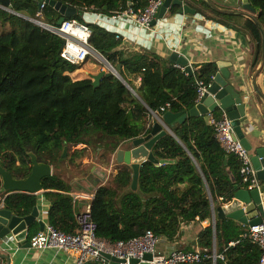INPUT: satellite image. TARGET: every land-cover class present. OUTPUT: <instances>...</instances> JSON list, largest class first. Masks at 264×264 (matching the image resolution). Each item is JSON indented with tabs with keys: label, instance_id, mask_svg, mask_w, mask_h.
<instances>
[{
	"label": "trees",
	"instance_id": "1",
	"mask_svg": "<svg viewBox=\"0 0 264 264\" xmlns=\"http://www.w3.org/2000/svg\"><path fill=\"white\" fill-rule=\"evenodd\" d=\"M56 1L76 8L73 18L80 22H84V11L111 16L127 8L137 12L148 4V0ZM191 1L247 29L256 43L254 65L260 62L261 35L251 18L219 13L205 0ZM248 2L257 11L254 17L264 30V0ZM9 6L12 12L0 7V165L14 178H24L31 171L29 152L39 162L58 166L65 159L62 152L66 146V158L75 163L86 148L70 150L72 146L83 143L111 153L119 141L148 132L149 109L159 116L166 111L185 113L186 119L173 121L171 133L154 144L152 152L158 162L144 161L140 165L136 189H131L132 169L118 163L114 176L96 188L89 202L96 235L116 242L151 230L171 241L182 224L204 222L194 246L185 250L211 253L215 245L216 252L223 255L216 264H258L260 249L241 237L244 227L235 220L218 217L216 211L218 205L233 198L234 186L246 187L239 160L219 146L212 123L188 115L196 103L195 80L210 83L217 64L204 63L188 74L155 52L124 51L115 33L88 23L90 45L104 55L123 80L103 75L93 87L90 77H71L84 62L72 64L61 58L64 39L23 17L37 16L39 7L34 0H10ZM178 9L173 6L171 12ZM41 13L51 24L60 17L48 4ZM137 79L139 85L135 84ZM166 103L169 107L160 111ZM221 115V111L212 112L213 118ZM103 136L112 138L106 147L100 144ZM108 152L107 158L99 152L106 165ZM42 188L47 223L64 232H75V212L80 206L70 194L71 185L53 173L42 179ZM2 201L4 208L26 216L38 206L39 196L0 192ZM38 231L33 225L28 238ZM229 242L234 244L229 246Z\"/></svg>",
	"mask_w": 264,
	"mask_h": 264
},
{
	"label": "crops",
	"instance_id": "2",
	"mask_svg": "<svg viewBox=\"0 0 264 264\" xmlns=\"http://www.w3.org/2000/svg\"><path fill=\"white\" fill-rule=\"evenodd\" d=\"M210 1L220 9L230 11L246 10L243 8L242 0ZM183 2L192 5L191 8L195 12L184 13L180 12L181 9L171 12V7H173L171 5L163 16L158 18L150 28L139 26L132 17L112 18L104 13H94L91 11H84L82 17L87 24L94 23L110 32L119 34V39H121L120 48L124 51H152L169 62H171L169 60L171 53L177 52L187 59L192 73L207 62H214L215 64L218 61L228 62V81L240 93L245 103L246 120L243 123L242 130L247 142L251 146L249 154L253 156L256 148L264 146V102L255 91L253 84L255 81L257 87L264 94V63L253 79L260 65V62L254 65L256 43L249 31L236 21L216 15L200 3L191 0H183ZM247 13L254 16L257 11L254 9L253 12L247 11ZM243 16L246 17L245 15ZM84 67L79 68L73 74L79 78H85L89 77L90 74L98 73L102 69L108 71L104 66L98 68L95 72H89ZM139 81L137 79L135 84L139 85ZM215 111L223 112L221 109H216ZM212 112L209 115V121L213 118ZM152 120L154 118H151V122ZM119 142L116 148L119 147ZM72 147V150L86 148V153L92 150L83 143L79 147ZM115 150L109 155L108 165L100 163V161H94L95 163L91 165L88 174L70 178L69 183L73 186V188L71 187L70 194L75 199L74 201L79 203L80 209L89 204L96 188L107 181L109 170H111L113 163L116 161ZM88 161L90 160L85 158L79 163L85 165ZM125 166L130 168L129 165ZM53 173H55V170L54 166L51 165V174ZM259 183L262 184L261 181ZM43 192L44 189L36 193L39 196L37 209L41 216L40 221L47 223V205L44 201ZM261 197L264 205L263 194H261ZM38 221L39 218L28 228V232L35 224L39 229ZM240 225L244 227L242 224ZM202 226H205L204 222L182 224L173 240L170 241L164 237L159 238L157 250L165 252L174 248L185 249L189 246L193 247L196 236ZM8 243L11 245H8ZM3 255L8 256V260L2 257ZM0 264H72V258L69 252H55L51 249L37 252L30 247H24L21 242L15 241L13 236L8 234V236L0 238Z\"/></svg>",
	"mask_w": 264,
	"mask_h": 264
},
{
	"label": "water",
	"instance_id": "3",
	"mask_svg": "<svg viewBox=\"0 0 264 264\" xmlns=\"http://www.w3.org/2000/svg\"><path fill=\"white\" fill-rule=\"evenodd\" d=\"M10 0H0V4L4 7H9ZM39 6L41 1L54 8L59 12L60 17L56 22V25L60 23L65 18H71L76 14V8L67 6L60 1L56 0H34ZM208 5L215 11L223 14H238L245 15L251 18L254 23L258 26L261 35V58L260 65L258 66L253 79L259 72L260 68L264 63V30L261 27L257 19L250 15L248 12H253L254 8L249 4L248 0L243 1V8L245 11H230L220 9L215 6L210 0H205ZM179 6L180 12L184 13H194L195 10L191 8L188 4L184 3L183 0H163L162 4L159 6L153 20L150 25H154L158 18H161L166 12L169 6ZM169 60L172 63L179 64L185 67L188 74H192L191 66L188 64L187 59L177 52H172L169 56ZM217 71L213 76L210 85L207 87L204 94L196 101L195 105L188 110L189 116H203L206 122H209V115L212 111L216 109H221L226 116L231 120L233 130L236 137L240 140L242 145L248 150H251V146L245 138V134L242 130L243 123L246 120L245 116V103L241 98V95L236 91L233 86L229 83V71L227 67L228 62L218 61ZM112 74L119 80L123 81L120 77L116 68H114L110 63L108 65V71L105 69L100 70L96 74H90L89 77L92 79L93 87L99 84V81L103 75ZM254 81V80H253ZM254 89L264 102V94L253 82ZM133 91L130 87H128ZM187 117L185 113H175L172 111L164 112L159 119H154L151 122V127L145 134L139 135L132 139L121 140L119 142V147L115 150V160L118 164L129 165L132 169V181L131 189H136L138 170L140 165L144 161H151L157 163L158 160L155 158L152 152V148L157 140L166 133H171L170 126L173 121L182 122ZM67 147L63 148L62 156L65 155ZM31 158V171L24 178H14L8 171H6L0 165V178L1 187L0 192L15 193L23 192L36 194L39 193L42 188V179L51 175V165L43 162H39L34 153L29 152ZM252 165L256 171V177L262 184L253 189L238 188L234 186L235 192L233 198L221 205L216 207L217 216L220 218H229L235 220L242 224L244 227L249 225L259 224L264 216V205L262 203L261 194H263L264 200V146L256 148L255 154L251 156ZM37 207H35L32 212L26 216H18L12 211L0 207V238L6 237L11 234L16 241L23 244L24 247H29L28 242V228L40 218ZM213 213V220H214ZM39 230L43 229L44 223L38 221ZM106 259L110 260L113 264H118L124 260L118 259L113 256H109L106 253L102 254ZM6 260L8 256L3 255ZM137 260H131L130 263H135Z\"/></svg>",
	"mask_w": 264,
	"mask_h": 264
},
{
	"label": "built area",
	"instance_id": "4",
	"mask_svg": "<svg viewBox=\"0 0 264 264\" xmlns=\"http://www.w3.org/2000/svg\"><path fill=\"white\" fill-rule=\"evenodd\" d=\"M162 2L163 0H148V4L142 10L135 12L131 8H127L123 11L113 12L110 17H132L139 26L150 28V23ZM45 4L44 1L40 2L36 17L22 16L64 39V45L60 53L61 58L72 64H80L90 58L96 62L104 63L108 68V60L90 45L89 39L92 32L90 26L73 17L65 18L60 25L45 22L41 13ZM0 7L12 12L10 6L4 7L0 4ZM115 38H120V35L115 34ZM174 66L186 72L184 66L176 63H174ZM195 85L196 101H198L210 83L205 84L203 80L197 78ZM168 107L169 103H166L160 107V111L164 112ZM149 112L151 118L159 119L156 112L151 109H149ZM209 122L213 124L215 139L219 146L226 153L234 154L239 160L242 180L246 184L245 188L258 187L260 183L256 177L249 151L236 137L231 120L222 112L220 118H212ZM0 207H3V201L0 203ZM75 222L77 224L75 232H64L43 222V229L28 238L29 247L37 252L46 249L55 252H69L72 264H113L102 255L103 253L124 260L118 264H203L205 260L210 261V264H216L218 258L223 259V255L216 252L215 245H213L211 253H201L196 250L182 248L160 252L157 250L160 237L151 230H146L142 235L125 241L110 242L104 238H99L96 235L97 225L92 217L90 203L75 212ZM241 237L250 240L259 247L258 264H264V216L259 224L247 226ZM9 241L11 240L9 239ZM233 244L234 242L228 243L229 246ZM8 245L11 244L8 243ZM131 260H137V262L130 263Z\"/></svg>",
	"mask_w": 264,
	"mask_h": 264
},
{
	"label": "rangeland",
	"instance_id": "5",
	"mask_svg": "<svg viewBox=\"0 0 264 264\" xmlns=\"http://www.w3.org/2000/svg\"><path fill=\"white\" fill-rule=\"evenodd\" d=\"M84 65H85V67H84ZM102 66L107 68V66L104 65V63L96 62V61H94L92 59H88L82 65V67H84L86 70H89V72L90 71L95 72V71L98 70V68H100ZM71 77L73 79H79V77L74 75L73 73H71ZM97 134L101 135V133H97ZM103 137L105 138V140H102L100 144L102 145V147H106L109 144V141L112 140V138H110L109 136H107V137L103 136ZM79 145L80 144L76 145V147L77 146L79 147ZM88 147H90V146H88ZM72 148L73 147H71L70 150H72ZM90 149H92V150H90L89 153L85 152L84 156L81 159H77V161H80V160L85 159V158L89 159L90 161H88V163H86L85 165H83L82 163L80 165L77 164V163H70L68 158H66V156L68 154L67 151H66L65 155L63 156L65 159L62 162H60V164L58 166H56V165L54 166L55 173L59 177H62L65 181H67L69 183L70 182V178L73 177V176L79 177L81 175L88 174L91 165L93 163H95L96 161L97 162L100 161V163H104V162H101V159H104V158H101V155H103L105 158H107V152L109 151V149H108V151L104 150V148H102L99 151L97 149L95 150L94 148H91V147H90ZM99 152H100L101 155L99 154ZM105 154H106V156H105ZM108 154H110V152H108ZM116 166H117V162L115 161V163H113V166H112L111 170H109V173H108L109 180H110V178H112V176H114V174L118 170V168ZM71 187L73 188V186H71Z\"/></svg>",
	"mask_w": 264,
	"mask_h": 264
}]
</instances>
